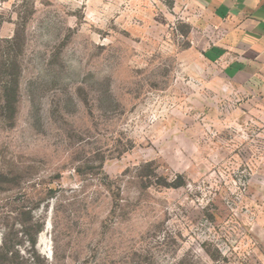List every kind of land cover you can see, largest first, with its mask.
Masks as SVG:
<instances>
[{
	"label": "rangeland",
	"instance_id": "obj_1",
	"mask_svg": "<svg viewBox=\"0 0 264 264\" xmlns=\"http://www.w3.org/2000/svg\"><path fill=\"white\" fill-rule=\"evenodd\" d=\"M208 18L0 0V264H264V97L204 60Z\"/></svg>",
	"mask_w": 264,
	"mask_h": 264
},
{
	"label": "crops",
	"instance_id": "obj_2",
	"mask_svg": "<svg viewBox=\"0 0 264 264\" xmlns=\"http://www.w3.org/2000/svg\"><path fill=\"white\" fill-rule=\"evenodd\" d=\"M197 10L209 17L197 27L204 60L235 86L264 97V0H197Z\"/></svg>",
	"mask_w": 264,
	"mask_h": 264
}]
</instances>
